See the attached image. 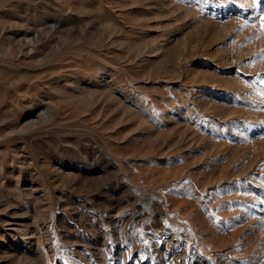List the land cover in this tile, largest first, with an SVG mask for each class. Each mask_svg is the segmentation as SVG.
I'll list each match as a JSON object with an SVG mask.
<instances>
[{
    "label": "rangeland",
    "instance_id": "1",
    "mask_svg": "<svg viewBox=\"0 0 264 264\" xmlns=\"http://www.w3.org/2000/svg\"><path fill=\"white\" fill-rule=\"evenodd\" d=\"M262 81L264 0H0V264H264Z\"/></svg>",
    "mask_w": 264,
    "mask_h": 264
},
{
    "label": "snow or ice",
    "instance_id": "2",
    "mask_svg": "<svg viewBox=\"0 0 264 264\" xmlns=\"http://www.w3.org/2000/svg\"><path fill=\"white\" fill-rule=\"evenodd\" d=\"M253 2L255 3V0H253ZM262 83H264V81H262ZM260 95L264 96V92H261ZM145 243H147V241H145Z\"/></svg>",
    "mask_w": 264,
    "mask_h": 264
}]
</instances>
